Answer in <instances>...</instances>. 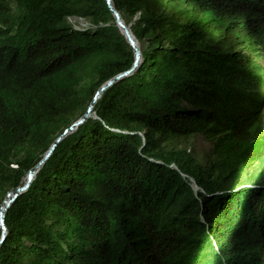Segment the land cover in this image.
Masks as SVG:
<instances>
[{"label":"trees","instance_id":"obj_1","mask_svg":"<svg viewBox=\"0 0 264 264\" xmlns=\"http://www.w3.org/2000/svg\"><path fill=\"white\" fill-rule=\"evenodd\" d=\"M111 5L141 58L7 207L0 264H264V85L237 79L264 0ZM133 61L106 0H0V205ZM196 133L205 163L164 145Z\"/></svg>","mask_w":264,"mask_h":264},{"label":"water","instance_id":"obj_2","mask_svg":"<svg viewBox=\"0 0 264 264\" xmlns=\"http://www.w3.org/2000/svg\"><path fill=\"white\" fill-rule=\"evenodd\" d=\"M106 3L111 11L112 16L114 17L115 20V24L117 25L120 33L125 37V40L127 41V43L132 47L133 52H134V61L132 63V66L122 72L117 74L116 76L110 78L107 82H105L103 85L100 86V88L96 91L92 101L90 102L88 108L86 109V111L76 120L74 121L70 126H68L66 129H64V131L56 137V139L51 143L50 147L48 148V150L45 152L44 156L41 158V160L35 165L33 166L31 169L28 170L27 174H26V181L23 183V185L18 186L16 188L10 189L8 191V194H10L9 197H5L0 205V228H2V230L4 231V225H3V216L4 213L7 209V207L10 205V203L15 199V197L23 190H25L28 185L30 180L34 177L35 173L37 172V170L39 169V167L41 166V164L44 162V160L51 154L52 150L54 149V147L57 145V143L69 132H71L72 130H74L79 124H81L82 122H84L87 117L90 116V112L91 109L94 105V102L97 98V96H99L101 94V92L108 86H110L113 82H115L117 79H119L121 76H124L128 73H130L138 64L140 58H141V52L140 49H137L136 47H134L133 45V41L130 39H127L125 34L122 32V28L125 29L126 33L129 34L130 29L129 26H126L121 17L120 14L118 13V11L111 5V0H106ZM6 200V201H5ZM4 204V206H3ZM4 237V232H2L1 237H0V243L3 240Z\"/></svg>","mask_w":264,"mask_h":264},{"label":"rangeland","instance_id":"obj_3","mask_svg":"<svg viewBox=\"0 0 264 264\" xmlns=\"http://www.w3.org/2000/svg\"><path fill=\"white\" fill-rule=\"evenodd\" d=\"M142 3V2H141ZM147 4L143 3L141 7H146ZM144 9H141L143 11ZM85 24L88 23V20L85 19ZM132 35V34H131ZM134 42L138 48H140V44L135 40ZM246 70L241 71L240 75H238V81H240L241 85H244L251 90H259L261 89L259 84L264 85V59H256L255 61L249 63L247 66H244ZM256 75H260V83L259 77ZM243 93V91H241ZM258 115L262 117L264 124V104L260 107L258 111ZM92 115V114H90ZM164 145L167 148H184L189 151V153L199 162L205 163L211 157V145L201 134H193L188 137L182 138H172L167 140ZM8 194V193H7ZM6 194V196H7ZM5 196V197H6ZM4 197V198H5Z\"/></svg>","mask_w":264,"mask_h":264},{"label":"built area","instance_id":"obj_4","mask_svg":"<svg viewBox=\"0 0 264 264\" xmlns=\"http://www.w3.org/2000/svg\"><path fill=\"white\" fill-rule=\"evenodd\" d=\"M66 20L69 24L73 26H81V25H85L86 23L84 17L77 15L67 16Z\"/></svg>","mask_w":264,"mask_h":264},{"label":"bare ground","instance_id":"obj_5","mask_svg":"<svg viewBox=\"0 0 264 264\" xmlns=\"http://www.w3.org/2000/svg\"><path fill=\"white\" fill-rule=\"evenodd\" d=\"M122 32L125 34V36H126L127 39H130V40L133 41V45H134V47H136L137 49H139V48L136 46V44H135V42H134V37L131 35V33L127 34L126 31H125V29H123V28H122ZM97 97H98V96H97ZM96 99H97V98H96ZM25 181H26V179H25ZM25 181H24V182H25ZM9 196H10V194L7 195V197H9ZM5 201H6V200H5ZM3 206H4V204H3Z\"/></svg>","mask_w":264,"mask_h":264}]
</instances>
